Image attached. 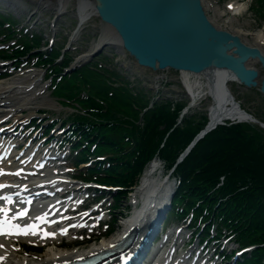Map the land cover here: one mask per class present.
<instances>
[{"label":"trees","instance_id":"16d2710c","mask_svg":"<svg viewBox=\"0 0 264 264\" xmlns=\"http://www.w3.org/2000/svg\"><path fill=\"white\" fill-rule=\"evenodd\" d=\"M14 53L23 51L14 50ZM50 59L51 56L45 58ZM80 71H85L87 88H92L86 89L87 97L78 99V103L85 106L84 113L72 116L74 132L81 141L85 140V143L77 140L74 146L81 145L78 150L81 160L89 154L109 153V165L102 168L110 173L105 182L127 185L142 163L155 152L170 165L182 145L203 124L204 115L176 123L177 108L169 109L166 103L160 102L142 112V123L138 124L139 107L145 105L141 99L136 100L118 87L111 88L112 95H107L102 81L86 79L90 73L84 67L72 72L71 77H64L59 82L61 88L72 90L74 77H78ZM90 141L94 142L92 151L88 150ZM174 173L179 179L174 200L197 197L209 208L223 197L214 210L215 217H220V222L237 232L239 243H264L262 128L251 123L217 125L194 142L182 161L175 165ZM219 176L223 179L216 186ZM123 192L117 190L114 205L123 197ZM250 255L243 259L244 263H237L260 264L264 245L256 247Z\"/></svg>","mask_w":264,"mask_h":264},{"label":"water","instance_id":"95a60500","mask_svg":"<svg viewBox=\"0 0 264 264\" xmlns=\"http://www.w3.org/2000/svg\"><path fill=\"white\" fill-rule=\"evenodd\" d=\"M93 8L109 28L115 50L151 69H183L195 73L226 69L245 85L258 84L264 95V56L235 33L208 19L200 0H75ZM115 44L116 46H114ZM120 48H118V47ZM99 48L93 50L98 53ZM257 60L262 72L248 64Z\"/></svg>","mask_w":264,"mask_h":264},{"label":"bare ground","instance_id":"6f19581e","mask_svg":"<svg viewBox=\"0 0 264 264\" xmlns=\"http://www.w3.org/2000/svg\"><path fill=\"white\" fill-rule=\"evenodd\" d=\"M42 1H44L45 4H48L52 0H42ZM16 2H17V5L20 4L18 1ZM64 5H65V1H61V3H54L53 8L55 10L60 11L64 9L63 8ZM242 5H244L243 2L232 4L230 7L231 13L236 14L240 12L243 9ZM85 6L86 4L84 3L83 5H80V7L82 8H84ZM80 7H78V9ZM92 10H93L92 8L87 6V9H85L81 14L78 13L79 15L78 17L80 18V17L86 16V14L91 12ZM212 11H214V9ZM214 14L215 13L208 15V17L211 19V21L216 26L227 29L230 32H234V30L229 27L232 23V18H228L229 20L226 23L227 25L226 24L219 25V23H217L216 21V17L214 16ZM218 15H220V12H218ZM241 34L243 35L242 32ZM247 34L251 35L253 46L255 45L260 50L261 54H263L264 56V31L257 30L254 33L252 32V33H247ZM99 39H100V42L101 40H110L109 38L105 36V34L102 37H99ZM243 40L245 41V39ZM99 43H97L96 45H98ZM80 57L84 58L85 55H82ZM248 63L250 65L254 64V62L251 60H249ZM212 70L210 71L211 74L210 72L208 74L209 76L208 79L205 78V76L207 77V73H203L202 75L201 73L194 74L190 72L188 73L184 70H178L179 76L182 80L185 81L188 91L194 90V92L196 91V94H199V95L201 93L207 94L208 92H210L211 94L215 96L217 103L215 106L210 107L209 123L213 124L215 121L220 122L221 120L225 118L233 119V120H236V119H245L246 121L250 120L249 116L245 112L241 111L239 106L236 105V103L230 102L229 101L230 98H228L229 100H227L226 83L234 80L235 78H233L231 74L226 72V69L224 70V68L222 69L212 68ZM215 73L217 74L215 75ZM34 77H35L34 75H28L27 73H24L23 75L15 74L13 76H10L0 81V118L4 117V115L6 114H11L13 120H16L19 118V116L16 114L17 111L22 110L23 107L27 106L30 103V97L34 93H36V89L37 91L40 90V88L38 87L35 89L33 88L30 89V85H32V83L34 82ZM202 85H204L203 89L201 88ZM224 88L226 89V91L224 90ZM25 158H26V155H24V157L21 158L20 160L19 158L17 159V161H13L14 159L11 160L12 163L14 164V165H10L13 168L10 174V176L12 177V181L18 182L19 180H23L26 186L29 183H34L32 188H36V189L39 188L40 186L50 185L52 181H55L58 185L59 184L64 185V187L70 186V184H67L66 181L64 180H61L60 182H57V180H52V179H56L57 177H59V174H55L56 172H54V169H50V170H47L48 172L39 174L38 172L40 168L39 169L36 168L35 171L37 173L35 175H29L26 172H20V171L15 172L14 170L17 167H20L22 170L28 169V167L24 166L23 164H19V162H21ZM8 161L10 160H6V162L4 161L0 162V164L3 163L4 165L2 168L0 166V174H2L3 172L1 170L8 169V166L6 165ZM35 164L38 165L37 162ZM154 166H155V159L151 160L149 164L144 168V171L139 178V184L134 188V192L139 196L138 199L142 198V202L146 200L145 203L144 204L142 203L136 211L132 210V212H130L129 215L123 218L122 225L129 227L130 225L135 224L136 221L140 217L139 212L141 208L143 207L145 208V212H143V214L145 213L144 216L145 215L147 216L148 215L147 213L151 209L149 205L151 200L153 203H159V202H162V199H164L163 196L162 197L157 196L155 198L154 196L149 197L151 191L153 192L158 191V193H160L161 189H163V184L161 185L159 183L155 184L154 182H151L148 179V173L150 172V169ZM30 178L32 179L34 178V180ZM50 207L52 208V205ZM62 236H63L62 233H59L55 229L38 230L37 232H35V234L29 236L25 240L27 244L31 245L33 244L32 241H34L36 245L45 244V246H47V248H45V246H42L41 248L42 249L45 248V252L42 251L40 253H43V254L36 255V256L33 253L32 255L26 254V256H22L21 255L23 254L21 252L22 245L20 249L19 247H17V251H15V247H9V245H15V243H12V241L17 240L19 238H14V237L9 236V237H6V242H2L1 241L2 239H1L0 243L2 244H0V264H58V262H63L65 260H74L76 259V257H86L89 254L97 252L98 248L109 246V244H113L115 241L118 240L117 238V239H110L108 241H100L98 242L97 245L87 246L86 248L76 247V249H73V248L63 249L57 246V243L60 242L59 239ZM11 249L13 250L11 251ZM149 262H152V261H149ZM135 264H150V263H145V259L142 258V260L140 259V261ZM151 264H168V263L166 262L164 263L162 261L159 262L157 260H154V263H151Z\"/></svg>","mask_w":264,"mask_h":264},{"label":"rangeland","instance_id":"374dc122","mask_svg":"<svg viewBox=\"0 0 264 264\" xmlns=\"http://www.w3.org/2000/svg\"><path fill=\"white\" fill-rule=\"evenodd\" d=\"M227 1H230V0H202L203 4L206 6V11L208 12V15H211L212 13L216 14V15L214 14V16L216 17V21H217V23H219V25H225L227 23V21L229 20L228 18H232V23L229 27L232 28L234 30V32L239 33L240 37L242 39H245L246 43L253 45L251 35L247 34V33H252V32L254 33L257 30L264 31V0H262L261 2L258 0H231L234 4L243 2L244 6H246L238 14L228 13L229 10L224 7V4ZM49 5L52 6L53 4H49ZM65 5H66V7L67 6L74 7L73 0H67ZM213 9H214V11H212ZM220 9H222V11L224 13L221 14V12H220V15H218V12ZM50 12H51L50 9H46L45 12L43 13L42 18L34 17L35 19L39 20L38 25H40L39 28L41 31V35L39 38L40 41L44 40V39L46 40L47 35H50V33H51V31L49 30V25L46 24V19H48ZM20 14L21 15L19 16V19H21V17H23V12H21ZM32 15H30V17ZM69 15L70 14H68L67 16L65 15L64 18H62V16H59L60 20L58 19V21L55 23V25H53V30L55 32V35H54V40L51 43V46L56 45V41L60 38V34L63 35V38H61L62 44L65 41L64 39H66V37H68V35H70V33H68V31L72 30V26L74 25V21L68 22L69 19H71V17H69ZM227 15H229L230 17H226ZM91 18L94 19L93 22H95V20H97V17H95V16H93ZM72 19H76V18H72ZM40 20H41V22H40ZM61 20H62V22L63 21H65V22L62 23ZM23 21H25V20H23ZM35 22H36V20H30L28 23H26V25L29 26L30 28H32L33 25L35 24ZM66 23H70L69 28L68 29L63 28V30H62V27H63L62 24H64L66 26ZM19 26H21V25H19ZM59 28H61V30ZM29 29H27V30H29ZM244 31L247 33H245ZM241 32L243 33V35L241 34ZM71 37L72 38L74 37L73 33L71 34ZM71 41L72 42L70 45H73L74 40L72 39ZM42 44L43 43H41V45ZM47 46L48 45L45 44V46L41 47V48L45 49V47H47ZM69 49H70V51H67V52L69 53V56H72L73 52L75 53V48L73 47V48H69ZM114 55H110L107 58H111V56H114ZM117 58H119V56ZM253 66H256V63ZM1 69L7 70L8 71L7 74L9 75V77L13 76V74H15V73L21 74L20 72H23V73L28 74L29 72H31V73L34 72L35 73V74H33L35 76L34 81L36 80L35 81V87L38 86L37 84H42L43 82H46V80L48 81L47 77H46V79H45V76L42 77L43 74H41V67L34 66V67H30L29 69L24 70V71H22L23 70L22 69L21 71L16 70V71L12 72L9 67H4L1 65L0 70ZM149 72L150 71L148 69H145V71H144V73H147V74H149ZM155 74L161 75L162 76L161 79L166 78V80H164V81L166 82L165 85H166L167 89L172 88L175 91H177V89H179L180 84H179V80H178V72L167 68V70L164 69V71L156 70ZM152 75H153L152 73L149 74L150 77ZM4 77H6V76H4ZM6 78H8V77H6ZM158 78H160V77L158 76ZM3 79L4 78H2V79L0 78V81H2ZM203 84H204V82H203ZM201 88L203 89L204 85H202ZM229 88L233 89V91H234V92H232L233 96L235 93L240 94L238 96V98L241 99V104L243 106H245V108L246 107L249 108V110H251L252 112H255V114H257V115L259 113H264V96H262L258 92L256 87L255 88H253V87H247L246 88L245 87V88H242L239 90L238 88L233 86L231 83H229ZM172 94H174V93H172ZM32 96H33V99L27 105V107L24 108V111H22L25 114L33 113L36 111V109H38V110H44L47 113V116L56 117V118H65L67 113H69L72 110V107H70V106L68 107V106H65L63 104L62 105L59 104L58 100L49 94L48 83H46L45 86H42V88L40 90H38L36 93H34ZM209 104H210L209 98H208V96H206L204 99H202V102H201V104L198 105V107H202V110L205 111V107ZM19 112H21V110L18 111L17 113H19ZM259 116L261 117V115H259ZM248 122H251V121H248ZM252 124H255V123H252ZM63 149H64V151H66L67 147L65 145H63ZM67 161L70 162L68 157H67ZM71 173H72V171H71ZM108 200H109V198L107 199L106 202L105 201H103V202L102 201H96L95 205H93V206H96V203H100V205H102L105 208ZM104 213H105V211H104ZM104 213H102L100 215L102 218L107 217V215H105ZM175 219L176 218L171 220L173 224L176 223ZM119 220L121 221L120 217L118 216L117 221H115V223L113 225L114 230L117 228L119 229V227H120L119 226ZM181 225L183 226L182 230L180 232H178V236L181 239V242L179 244L177 242L176 246L179 247L181 245V243H184L186 246V249L184 250V248H183V252L188 250L190 255H192V249L194 247L193 241L195 239L191 238L189 240V244L187 243V241L190 237V232L192 231V224H189L188 226L186 224H181ZM98 229H99V231H102L104 229V227L99 226ZM70 236L73 237L72 235H70ZM85 236H86L85 233H83L82 238H85ZM155 238H156V236H155ZM75 243H76V241H75ZM77 243L79 245H81L80 242H77ZM165 243L166 242H164V244L162 245V249L160 252H162L164 250V247L166 246ZM87 245H90V244H87ZM232 247L236 248V244H233V243L227 244V246L224 248V252H227ZM193 253H194V251H193ZM21 255L24 256V254H21ZM207 255H211V254L208 253ZM211 261H212V264H232L231 260L225 261V259L223 261H218V259H216L214 261V258H212L210 260V262Z\"/></svg>","mask_w":264,"mask_h":264},{"label":"snow or ice","instance_id":"6c2138e0","mask_svg":"<svg viewBox=\"0 0 264 264\" xmlns=\"http://www.w3.org/2000/svg\"><path fill=\"white\" fill-rule=\"evenodd\" d=\"M0 187H2V186H0ZM0 211H5V210H0ZM7 234H10V233H7L3 229H0V235H7ZM20 234H28V233L27 232H24V233H20ZM33 234H35V233H33Z\"/></svg>","mask_w":264,"mask_h":264}]
</instances>
